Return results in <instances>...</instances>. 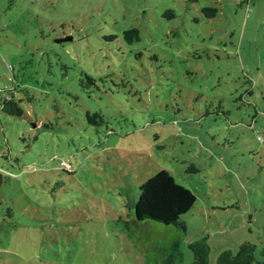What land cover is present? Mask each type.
<instances>
[{
  "label": "rangeland",
  "instance_id": "374dc122",
  "mask_svg": "<svg viewBox=\"0 0 264 264\" xmlns=\"http://www.w3.org/2000/svg\"><path fill=\"white\" fill-rule=\"evenodd\" d=\"M9 97L0 264H154L175 239L183 264L200 239L207 264L243 242L262 258L264 0H0Z\"/></svg>",
  "mask_w": 264,
  "mask_h": 264
},
{
  "label": "trees",
  "instance_id": "16d2710c",
  "mask_svg": "<svg viewBox=\"0 0 264 264\" xmlns=\"http://www.w3.org/2000/svg\"><path fill=\"white\" fill-rule=\"evenodd\" d=\"M187 1L193 3L197 0ZM217 11V7L215 6H204L200 8V14L207 18H213L216 15ZM162 15L166 16L168 19H172L174 17V12L173 10L167 9L162 13ZM193 19L196 20V18ZM139 33L140 31L137 27H130L123 30V38L127 43L139 41ZM84 76L90 82H93V79L90 78L88 75L84 74ZM0 110L6 112L7 114L18 117L24 114V110L19 105V100H14L12 97L4 98L2 101H0ZM86 116L87 119L95 125H101L105 123V120L98 113L89 114V112H86ZM61 165L63 166V163ZM192 169L193 171H196L195 168ZM2 183L3 174L0 171V189ZM127 216H129V214ZM136 216V218L139 220L146 219L158 221L163 224H171L178 228L181 232L186 231L185 223L181 219H162L152 212L140 211L137 212ZM106 222L110 223L112 226H115L118 230H123V233H126V229H129L130 225L132 224V221H129L128 219L124 220L120 214H107ZM180 248V242L178 239L171 240L168 243L164 244V246L158 247L154 264H183L182 252ZM188 248L192 252L193 258L190 262L185 264H207L208 247L204 239H200L196 242L188 244ZM254 250L255 247L253 245L247 242H243L239 245L235 252H232L230 250H222L217 256L215 264H264V246L260 250V256L262 257L260 260H257L255 258Z\"/></svg>",
  "mask_w": 264,
  "mask_h": 264
},
{
  "label": "water",
  "instance_id": "95a60500",
  "mask_svg": "<svg viewBox=\"0 0 264 264\" xmlns=\"http://www.w3.org/2000/svg\"><path fill=\"white\" fill-rule=\"evenodd\" d=\"M64 40H70V37H64V38L58 39V40H56V42H61Z\"/></svg>",
  "mask_w": 264,
  "mask_h": 264
}]
</instances>
